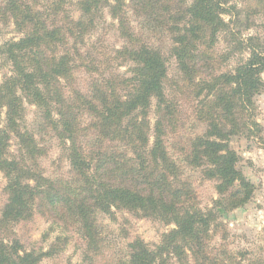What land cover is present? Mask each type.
<instances>
[{
  "label": "trees",
  "instance_id": "obj_1",
  "mask_svg": "<svg viewBox=\"0 0 264 264\" xmlns=\"http://www.w3.org/2000/svg\"><path fill=\"white\" fill-rule=\"evenodd\" d=\"M64 1L0 0V20L10 22L19 35L0 44V60L10 67L0 79V172L7 197L0 226L28 221L45 208L60 221L76 224L92 251L98 246L97 216L126 211L172 228L156 245L138 239L129 243L119 264H161L167 256L181 263L187 252L193 254L194 264H210L202 253L212 212L195 206L179 166L166 154L156 113L153 142H149V109L154 103L159 110L167 101L165 59L134 35L126 0H76L68 10ZM154 1L129 0L128 8L137 17H150L155 8L165 14ZM221 5L222 0H190L178 9L179 19L166 27L171 54L185 77L204 66L197 50L205 39L201 29L207 32L209 47L218 33L231 35L220 17ZM105 10L127 45L105 58L96 43H89L94 54L90 68L89 55L83 54L80 62L78 46L98 27ZM238 41L239 59L230 72L207 81L197 80L195 74L188 79L191 86L206 92L199 104L207 114L203 122L207 128L192 140L184 160L192 170L200 169L206 180L216 182L221 207L230 210L245 205L254 187L237 169L238 156L227 142L234 134L238 111L251 105L252 96L264 88V37ZM224 54L220 58L228 61L232 52ZM113 62L117 68L128 65V74L116 72L117 68L108 71ZM193 63L191 71L188 67ZM83 65L98 77L85 93L71 87L73 73ZM27 107H34V118L55 134L69 166L67 176L47 177L38 166L44 154L32 130L36 121L30 126L27 122ZM83 116L89 121L82 122ZM11 142L15 143L12 154ZM0 240V264H40L50 252L28 251L16 240Z\"/></svg>",
  "mask_w": 264,
  "mask_h": 264
},
{
  "label": "rangeland",
  "instance_id": "obj_2",
  "mask_svg": "<svg viewBox=\"0 0 264 264\" xmlns=\"http://www.w3.org/2000/svg\"><path fill=\"white\" fill-rule=\"evenodd\" d=\"M73 1L76 0H65L63 8L68 10L71 6L70 2ZM169 1L170 3L165 5V0H155L154 3L164 7L166 13L155 8L150 17L149 15L137 17L128 8L129 0L125 1L127 6L125 12L134 35L140 42L159 50L167 64L165 82L167 101L159 110L154 103L149 109L147 116L151 126L149 142H153L152 129L156 118L160 117L159 127L167 156L179 166V173L187 186L189 185L195 206L203 211L212 212L210 218L212 227L208 229L207 237L203 241L204 261L210 264H264V88L252 96L251 105L243 109V112L238 111L235 116L234 134L229 136L227 142L229 148L238 156L237 169L254 187L253 194L245 205L233 210L221 207L223 200L215 190L216 182L206 180L200 169L192 170L184 162L190 153L192 140L203 135L207 128V124L203 123L207 114L200 111L203 106L200 107L199 104L200 101H205L206 92L198 91L197 86H191L188 79L195 74L197 80L207 81L211 76L230 72L239 59L236 53L238 40L264 37V3L257 0H222L223 14L220 17L228 24L231 35L218 33L213 38V46L209 47L206 43L207 32L204 28L201 29L205 39L198 45L197 50L201 54L199 62L205 60L204 66L201 69L196 68L199 71L194 73L196 63L191 64L188 69L194 72H187L185 77L179 72L177 61L171 54L172 41L169 39L166 27L179 19L178 9H184L190 0ZM36 8L42 11V8L38 6ZM72 12L69 14L72 15ZM73 16H77V13H73ZM168 20L169 23H166ZM160 23L165 26L161 28ZM97 26L85 37L83 45L78 46L80 62L82 63L83 54L89 55L90 68H92L91 55L94 54L89 43L92 45L96 43L103 50L105 58L127 45V41L117 31V23L110 18L107 10L103 12V17ZM18 36L10 22L6 24L0 20V44ZM230 52L232 55L228 61L220 58L222 55L225 56L224 53L227 55ZM117 64V62L111 63L107 70L116 69ZM89 66L78 68L73 73L71 85L73 90L85 93L89 90L91 82L98 78L89 72ZM128 67L126 65L117 68L116 72L125 76L128 74ZM9 70L10 67L0 60V79L3 74L9 73ZM107 70L104 66V71ZM261 78L264 81L263 75ZM2 113L0 111V123L3 119ZM34 113V107H27V122L30 126L36 121V124H32L34 125L32 130L44 154L39 164L37 163L38 166L47 177L67 176L69 166L62 154L59 141L42 121L37 117L34 118ZM84 118L83 116L82 122L89 121ZM14 150L15 143L11 142L9 153L12 154ZM5 184L4 176L0 172V211L7 199ZM217 201L219 205H216ZM43 212V214H34L28 221L8 227L0 226V239L4 238L2 240L4 243L16 240L28 251H50L40 264H119L118 261L128 252L129 243L138 239L147 245H156L161 236L172 228L158 220L140 218L126 211H116L113 217L98 215V246L96 250L91 251L89 239L76 224L68 225L67 222L60 221L53 211H47L45 208ZM161 264H194V258L193 254L187 252V258L181 263L174 256H167Z\"/></svg>",
  "mask_w": 264,
  "mask_h": 264
}]
</instances>
